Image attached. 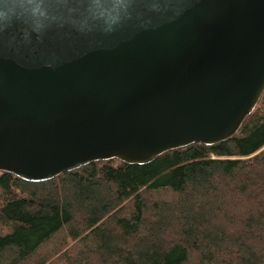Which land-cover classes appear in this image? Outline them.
<instances>
[{
    "label": "water",
    "instance_id": "95a60500",
    "mask_svg": "<svg viewBox=\"0 0 264 264\" xmlns=\"http://www.w3.org/2000/svg\"><path fill=\"white\" fill-rule=\"evenodd\" d=\"M264 90V0L0 8V172L43 182L236 133Z\"/></svg>",
    "mask_w": 264,
    "mask_h": 264
},
{
    "label": "trees",
    "instance_id": "16d2710c",
    "mask_svg": "<svg viewBox=\"0 0 264 264\" xmlns=\"http://www.w3.org/2000/svg\"><path fill=\"white\" fill-rule=\"evenodd\" d=\"M0 264H264V90L214 145L38 183L0 172Z\"/></svg>",
    "mask_w": 264,
    "mask_h": 264
},
{
    "label": "clouds",
    "instance_id": "9594fccd",
    "mask_svg": "<svg viewBox=\"0 0 264 264\" xmlns=\"http://www.w3.org/2000/svg\"><path fill=\"white\" fill-rule=\"evenodd\" d=\"M42 0H0V8L15 9L27 13L36 8ZM93 5L104 6L108 0H90Z\"/></svg>",
    "mask_w": 264,
    "mask_h": 264
}]
</instances>
